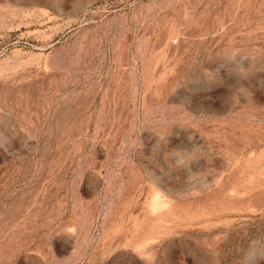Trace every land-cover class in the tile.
Masks as SVG:
<instances>
[{
	"label": "rangeland",
	"instance_id": "rangeland-1",
	"mask_svg": "<svg viewBox=\"0 0 264 264\" xmlns=\"http://www.w3.org/2000/svg\"><path fill=\"white\" fill-rule=\"evenodd\" d=\"M0 264H264V0H0Z\"/></svg>",
	"mask_w": 264,
	"mask_h": 264
}]
</instances>
